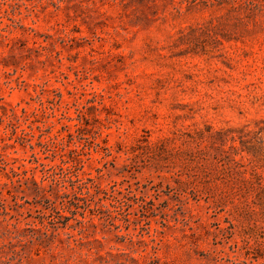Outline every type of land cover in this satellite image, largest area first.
Masks as SVG:
<instances>
[{"label": "rangeland", "instance_id": "rangeland-1", "mask_svg": "<svg viewBox=\"0 0 264 264\" xmlns=\"http://www.w3.org/2000/svg\"><path fill=\"white\" fill-rule=\"evenodd\" d=\"M0 264H264V0H0Z\"/></svg>", "mask_w": 264, "mask_h": 264}]
</instances>
